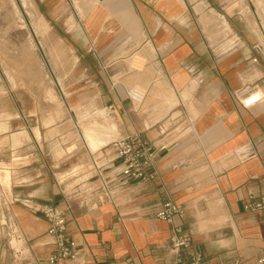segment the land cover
Here are the masks:
<instances>
[{
  "label": "crops",
  "instance_id": "1",
  "mask_svg": "<svg viewBox=\"0 0 264 264\" xmlns=\"http://www.w3.org/2000/svg\"><path fill=\"white\" fill-rule=\"evenodd\" d=\"M33 1L87 81L46 116L0 120V264H15L17 235L29 258L20 264H49L54 247L35 208L67 202L81 264H160L171 224L154 214L167 199L181 206L173 223L191 234L205 264H255L264 255V207L244 206L250 194L264 196V99L249 108L240 99L252 88L264 93L257 24L221 0ZM213 22L232 37L210 36ZM126 63L141 65L131 71ZM132 133L163 145L158 176L121 192L108 144ZM101 181L113 186L114 202L88 208L68 200Z\"/></svg>",
  "mask_w": 264,
  "mask_h": 264
},
{
  "label": "rangeland",
  "instance_id": "2",
  "mask_svg": "<svg viewBox=\"0 0 264 264\" xmlns=\"http://www.w3.org/2000/svg\"><path fill=\"white\" fill-rule=\"evenodd\" d=\"M50 1L51 3H48L47 0V6L70 5V0ZM54 1L56 4H53ZM209 1L218 6L219 0ZM221 1L228 6L231 3L237 4V12L240 14L238 16L247 23L249 18L255 27L256 15L261 18L264 16V0ZM34 2L0 0V120H4L7 114L23 119L29 111L35 114L38 112L41 117L46 116L53 110L55 103L68 105L71 87L76 88L78 85V88H81L87 81L77 78V73L84 64L72 62L62 34L49 29L48 18H38V14L34 13ZM202 8V4L198 5L196 10H201V14L195 18L201 23ZM41 23H45L44 28ZM216 28L210 36L217 35L229 39L232 37L229 31L219 24ZM128 65L132 71L141 64L126 63V67ZM34 104H38L40 109L36 112L28 110V107L33 108ZM4 129L6 127L0 126V131ZM4 174L2 179L6 181L8 174Z\"/></svg>",
  "mask_w": 264,
  "mask_h": 264
},
{
  "label": "built area",
  "instance_id": "3",
  "mask_svg": "<svg viewBox=\"0 0 264 264\" xmlns=\"http://www.w3.org/2000/svg\"><path fill=\"white\" fill-rule=\"evenodd\" d=\"M256 24L260 29V35H255L257 39L255 47L263 50L264 16L262 18L256 16ZM255 60L256 58H252V61ZM138 93L142 97L145 92L139 90ZM128 96L130 99H134L131 94H128ZM263 99L264 93L258 88H252L240 99V103L243 107L249 108L260 104ZM107 109L112 112L114 107L110 105ZM108 146L112 151V160L116 161L119 167L120 177L113 186L119 188L121 192L129 188L130 184L145 185L157 178L156 159L159 150L163 148L162 144L158 145L146 139L140 133H132L115 138L109 142ZM112 187L101 181L89 190H76L74 196L68 200H76L81 206L94 208L102 202L115 201V193ZM252 198L253 195L250 194V200L244 206L246 210L252 211L264 207V196L259 201H252ZM67 204L65 206L40 204L35 208L47 221V234L52 239L54 251L48 257L47 261L49 264H54L59 260H70L81 264L75 243L67 229L68 209L70 207ZM182 213L183 210L180 205L172 199H167L161 202L154 214L156 218L164 219L171 224L169 241L164 247L166 254L160 264H205L202 254L191 249V234L181 224L173 223V217L175 215L180 216ZM16 238L19 239L20 236L17 235ZM184 251L186 252V258L183 257ZM12 252L15 264L29 260L21 246L18 249L13 248ZM126 264L134 263L127 262ZM231 264L240 263L234 262ZM255 264H264V255H260L256 259Z\"/></svg>",
  "mask_w": 264,
  "mask_h": 264
},
{
  "label": "bare ground",
  "instance_id": "4",
  "mask_svg": "<svg viewBox=\"0 0 264 264\" xmlns=\"http://www.w3.org/2000/svg\"><path fill=\"white\" fill-rule=\"evenodd\" d=\"M258 35H260V30H259V33ZM13 246L14 248L18 249L20 246H21V240L17 239V238H13Z\"/></svg>",
  "mask_w": 264,
  "mask_h": 264
}]
</instances>
